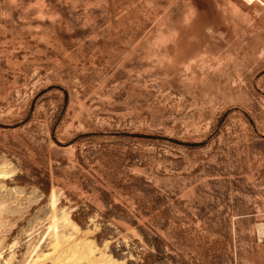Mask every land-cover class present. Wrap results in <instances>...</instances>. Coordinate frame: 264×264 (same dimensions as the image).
<instances>
[{"label":"rangeland","instance_id":"1","mask_svg":"<svg viewBox=\"0 0 264 264\" xmlns=\"http://www.w3.org/2000/svg\"><path fill=\"white\" fill-rule=\"evenodd\" d=\"M0 264H264V0H0Z\"/></svg>","mask_w":264,"mask_h":264},{"label":"bare ground","instance_id":"2","mask_svg":"<svg viewBox=\"0 0 264 264\" xmlns=\"http://www.w3.org/2000/svg\"><path fill=\"white\" fill-rule=\"evenodd\" d=\"M85 254V253H84ZM93 253L91 252V255H92Z\"/></svg>","mask_w":264,"mask_h":264}]
</instances>
